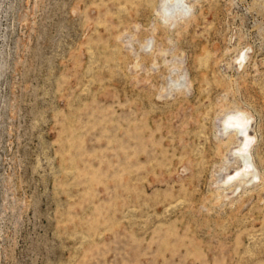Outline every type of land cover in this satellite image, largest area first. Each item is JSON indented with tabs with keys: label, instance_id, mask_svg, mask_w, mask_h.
<instances>
[{
	"label": "rangeland",
	"instance_id": "obj_1",
	"mask_svg": "<svg viewBox=\"0 0 264 264\" xmlns=\"http://www.w3.org/2000/svg\"><path fill=\"white\" fill-rule=\"evenodd\" d=\"M0 264H264V0H0Z\"/></svg>",
	"mask_w": 264,
	"mask_h": 264
},
{
	"label": "bare ground",
	"instance_id": "obj_2",
	"mask_svg": "<svg viewBox=\"0 0 264 264\" xmlns=\"http://www.w3.org/2000/svg\"><path fill=\"white\" fill-rule=\"evenodd\" d=\"M179 3V2H178ZM170 4V3H169ZM176 4V3H175ZM175 6V5H174ZM163 9V8H162ZM169 11V10H168ZM249 119V118H248ZM248 119H247V117L246 118H242V117H239V116H235L234 118L231 116V117H228V118H226L225 119V121H224V123H225V126L226 127H229V126H234L235 125V128H236V130H237V132H239V133H241L242 134V136L244 137V139H246V140H248V141H250V139H251V137H250V135L248 134V132H247V125H248ZM232 120H233V122L234 123H232ZM238 149V148H237ZM238 151V150H237ZM240 151L241 152H243L242 154H244V149L241 147L240 148ZM239 151V152H240ZM239 154V153H238ZM241 154V153H240ZM239 154V155H240ZM246 155H248V154H246ZM248 157V156H247ZM244 159V158H243ZM248 159V158H247ZM247 159H246V163H245V165H244V168L243 169H240V170H238L236 173H234L235 175H233V176H229L228 178L229 179H233V178H235L236 176H238L242 171H244V173H250V171L249 170H245L246 168H249V166H250V162H248L247 161ZM249 160V159H248ZM244 161V160H243ZM252 167V166H251ZM243 173V172H242ZM243 175V174H242ZM249 175V174H248ZM230 181V180H229Z\"/></svg>",
	"mask_w": 264,
	"mask_h": 264
}]
</instances>
